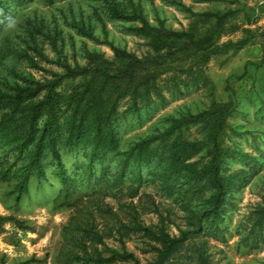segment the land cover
<instances>
[{
  "label": "trees",
  "instance_id": "1",
  "mask_svg": "<svg viewBox=\"0 0 264 264\" xmlns=\"http://www.w3.org/2000/svg\"><path fill=\"white\" fill-rule=\"evenodd\" d=\"M7 1L0 0V21L6 15ZM122 10L114 4L106 13L138 18L140 25L131 29L147 39L150 52L137 56L113 46V58L107 59L100 52L88 51L86 65L79 72H71L84 75V80L64 95L54 90L53 83L46 86L41 97H35L39 87L29 86L0 94V151L17 153L12 161L0 156V181L19 176V197L29 179L34 175L44 179L48 169L58 181L51 207L71 208L60 231L58 264H102L127 257L139 264L129 252L108 248L110 254L104 255L107 238L136 233L148 239L147 251L153 253L144 264H173L189 234L223 236L228 193L241 179L239 170H244L226 173L224 159L239 156L250 165L245 173L257 165L256 158L224 143L222 134L231 101L212 102L196 113L179 114L169 119L159 135L138 138L126 149L119 147L115 120L121 99L128 97L132 111H137L140 104L148 105L154 99L164 102V91L173 98L194 83L210 87L204 71L208 60L245 42L243 38L218 41L226 13H197L205 23L210 22V16L215 19L203 29L193 20L187 29L174 30L152 24L140 13ZM191 125H200L202 137L183 136ZM154 180L185 213L190 228H179V235L142 222L141 214L155 211V206L152 199L149 209L147 201L142 203L151 195L140 191V185ZM106 197L115 200L116 208ZM257 213L262 216L238 231V242L250 248L264 240V207ZM193 264L211 263L199 252Z\"/></svg>",
  "mask_w": 264,
  "mask_h": 264
},
{
  "label": "rangeland",
  "instance_id": "2",
  "mask_svg": "<svg viewBox=\"0 0 264 264\" xmlns=\"http://www.w3.org/2000/svg\"><path fill=\"white\" fill-rule=\"evenodd\" d=\"M114 4L122 12L140 13L148 22L174 30L187 29L193 20L203 29L215 19L210 16V22L205 23L197 13H226L218 41H245L239 48L208 60L204 71L210 87L194 83L173 98L164 91V102L154 99L148 105L140 104L137 111H132L128 97L121 99L115 130L119 147L126 149L138 138L159 135L172 117L196 113L212 102L231 101L222 134L224 143L256 158L257 165L245 173L250 165L239 156L224 159L226 173L244 170H239L237 176L241 179L228 193L223 236L189 234L173 264H193L199 252L211 264H264V240L252 248L238 242V231L262 216L257 211L264 207V0H9L0 21V94L29 86L39 87L35 97H41L46 86L53 83L54 90L64 95L84 80V75L71 72H79L86 65L88 51L100 52L107 59L113 58V46L137 56L150 52L147 39L131 29L140 25L138 18L107 15ZM199 126L185 128L183 136L202 137ZM16 154L0 151V156L6 155L10 161ZM19 179L13 176L0 181V216L14 218L0 219V264H22L25 260L31 264H58L60 231L71 208L51 207L50 198L58 181L50 170L46 169L42 180L37 175L29 179L18 197ZM158 187L157 180L140 185V191L151 195L142 203L147 201L149 209L152 199L155 206V211L141 214L142 222L163 226L170 235H179V228H190L185 213ZM106 200L116 208L113 198ZM262 226L264 239V222ZM147 242L139 233L121 237L115 234L105 240L104 255L110 254L108 248L125 251L144 264L153 258V253L147 251ZM102 264H133V260L116 258Z\"/></svg>",
  "mask_w": 264,
  "mask_h": 264
}]
</instances>
